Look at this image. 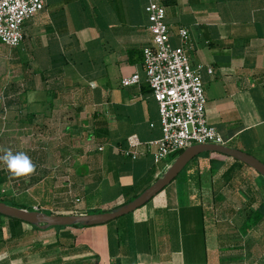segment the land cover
<instances>
[{"label": "crops", "instance_id": "1", "mask_svg": "<svg viewBox=\"0 0 264 264\" xmlns=\"http://www.w3.org/2000/svg\"><path fill=\"white\" fill-rule=\"evenodd\" d=\"M149 1L43 0L23 23L22 42L0 44L14 71L5 70L0 80V134L32 135L28 150L15 140V151L34 164L23 189L39 198L43 184L52 190L61 180L58 192L73 191L62 193L50 214L99 213L124 204L181 152L159 163L150 151L124 154L130 136L141 142L161 137L143 67V49L151 46ZM153 1L164 8L170 46L184 48L201 78L208 125L224 146L264 163V0ZM180 29L187 31L185 42ZM133 73L138 83L123 86ZM205 153L147 204L104 225L35 232L22 222L12 233L0 217V264H264L262 252L257 258L250 252L248 260L225 255L241 252L244 237L255 239L264 227L242 230L264 198V179L230 157ZM54 157L58 168H39ZM6 170L7 181L22 182Z\"/></svg>", "mask_w": 264, "mask_h": 264}, {"label": "built area", "instance_id": "2", "mask_svg": "<svg viewBox=\"0 0 264 264\" xmlns=\"http://www.w3.org/2000/svg\"><path fill=\"white\" fill-rule=\"evenodd\" d=\"M42 8L43 0H0V44L9 48L18 46L23 40V23ZM145 12L151 46L143 49V67L157 104L161 137L141 142L130 136L129 149L124 154L136 158L140 152L150 151L154 162L159 163L192 145H224L223 138L207 123L200 76L191 68L184 48L170 46L164 8L150 0ZM178 34L181 42H185L187 31L180 29ZM138 81V74L133 73L121 83L131 86Z\"/></svg>", "mask_w": 264, "mask_h": 264}, {"label": "water", "instance_id": "3", "mask_svg": "<svg viewBox=\"0 0 264 264\" xmlns=\"http://www.w3.org/2000/svg\"><path fill=\"white\" fill-rule=\"evenodd\" d=\"M205 152L218 153L230 157L244 164L264 179V163L253 155L224 145L196 144L182 150L165 171L142 192L128 202L108 211L90 214H46L37 209H22L0 201V215L18 219L40 230L75 225L79 227L104 225L117 218L133 213L147 204L174 181L194 157Z\"/></svg>", "mask_w": 264, "mask_h": 264}, {"label": "rangeland", "instance_id": "4", "mask_svg": "<svg viewBox=\"0 0 264 264\" xmlns=\"http://www.w3.org/2000/svg\"><path fill=\"white\" fill-rule=\"evenodd\" d=\"M3 49L4 48L2 46L0 48V74L4 73V75L3 76L0 75V80L1 81L6 79V77L8 75V74H5V70H8L12 66V64H11L12 60H8L7 59L8 55L3 52ZM11 70L12 69H9L8 73H10L9 74L10 76H13L14 75V73H13L14 71L10 72ZM0 95H1V93H0ZM2 105L3 104L1 103V108H2ZM4 118L8 120V117H6V115H4ZM2 119H3V117L0 118V120H2ZM9 125L13 126V123H10ZM10 128H12L14 130V126L10 127ZM31 136L32 135H30V134L28 136H20V135H17V133H15L13 131H11L10 133H2V134H0V155L3 154L4 150H12L13 152H16L17 149L15 151V146L17 145V141L15 142V140L20 141L21 145L23 146V150L24 149L28 150L29 145L31 143V139H32ZM39 136H42V134H39ZM2 141H6V144H5V146H3V148H2ZM40 144H43V143H40ZM40 151H43L45 153L44 149L38 150V153ZM173 160H174V158L171 157L169 159V163L171 164L173 162ZM58 167H59V164H58L57 159L55 157H54L53 160H50V162L46 161V163L43 164L42 166L39 165V168H47L48 170L49 169L51 170L52 168H58ZM1 170H6V168L2 164H0V171ZM6 172L9 173L7 170H6ZM28 179H29L28 176H22V182H19V181H15V182L7 181V182H5L0 188V193H2L3 191L7 192V190H9L10 193L8 195H4V197H9L11 199H17L16 200L17 203H21L22 202L23 205H26L28 208H30L31 207L30 205H32L33 203L38 204V206L43 208V211L46 212L47 214L52 213V211L55 209L54 207L57 206V208H59V206L57 204H61L62 200H64V199H62L63 198L62 195L66 192V190H65L64 193L62 191L61 192L57 191V190L61 189V182H62L61 180L54 182L52 190H50V189L48 190L46 188V184H43L42 185L43 191H40V194H39L40 196L38 195L39 198H35L34 195L36 194L37 191L32 192L30 188L29 189H25V190L23 189V186L25 184L29 183ZM66 183L68 184V182H66ZM33 193H34V195H33ZM30 194L33 195V196H30ZM65 194H66V196H71V195H73V191L72 190H68L67 193H65ZM58 196L60 197V200L61 199L62 200L57 203L56 200H58L57 199ZM4 201H5V203H10V204L12 203V202H10L7 199H4ZM31 209H33V207H31ZM62 213L68 214L70 212H68V213L62 212ZM82 228H89V227H82ZM50 229L57 230L58 228L57 227H52ZM34 231L35 232H40L41 230L40 229H36ZM263 231H264V227L262 228V230L261 229H257V234H258L257 237H259V238L261 237L264 240V234H263L264 232ZM257 237L255 239H253L252 236H250V235L245 236L244 239H243L244 244H242L243 250L241 252L235 250V251H230L228 253H225V255H231V256L236 255L237 256V255L241 254V255L247 256V260H248V259L251 258L250 252L252 254H255L256 258H257V252H262V258H263L264 257V241H262L260 243L257 240ZM84 238H86V237H81V239H84ZM220 239H223V238H219V240ZM256 242H258V243H256ZM252 243L253 244L256 243V244L252 245ZM186 255L188 256V253H186ZM196 255H197V258L199 259V261L204 259V253L202 251H196ZM239 263L240 264H246L245 261H242V262H239ZM199 264H204V262L201 261V262H199Z\"/></svg>", "mask_w": 264, "mask_h": 264}, {"label": "trees", "instance_id": "5", "mask_svg": "<svg viewBox=\"0 0 264 264\" xmlns=\"http://www.w3.org/2000/svg\"><path fill=\"white\" fill-rule=\"evenodd\" d=\"M5 47H6V46H5ZM207 154H208V153H204V155H207ZM201 155H202V154H201ZM201 155H198V157L201 156ZM173 157H174V156H173ZM194 160H196V157L193 158V159H192V160H191V161H190V162L184 167V169L179 173L178 176H181V175L184 173V171L186 170V168L188 167V165H190V163H192ZM237 163H239V164L242 165V163H240V162H237ZM7 180H8V176H7L6 174H4V173L1 171V172H0V188H1V186H2L5 182H7ZM139 192H140V191H137L136 193H134L133 197H135L136 195H138ZM9 193H10L9 190H7V192L3 191L2 193H0V201L5 203L4 199H7V200H9L10 202H12L11 204H10V203H6V204H8V205H11V206H14V207H18V208H22V209H28V210H31V207L28 208L26 205H23L22 202H21V203H17V202H16L17 199H11V198H9V197H4V195H8ZM133 197H132V198H133ZM132 198L127 197V198H126V202L129 201V200L132 199ZM40 211H43V209L40 210ZM43 212H44V211H43ZM45 213H46V212H45ZM92 213H96V212H92ZM0 217H4V216L0 215ZM4 218H6V219L9 221V223H10V229H11V232H12V233L15 231V229H14L15 227H14V226H16V225L22 223V221H20V220H18V219L7 218V217H4ZM0 224H1V223H0ZM259 224H264V198L260 201V203L257 205V207L255 208V210H253L252 212H249V213L246 215L245 220H244V223H243V226H242V230H245V231L250 230V229L254 228L255 226H257V225H259ZM32 227H33V226H32ZM74 227H79V226H76V225H75ZM33 228H35V227H33ZM57 228L60 229V228H64V227H57ZM35 229H37V228H35Z\"/></svg>", "mask_w": 264, "mask_h": 264}, {"label": "clouds", "instance_id": "6", "mask_svg": "<svg viewBox=\"0 0 264 264\" xmlns=\"http://www.w3.org/2000/svg\"><path fill=\"white\" fill-rule=\"evenodd\" d=\"M0 164L16 177L27 175L34 169V164L24 151L4 150L0 155Z\"/></svg>", "mask_w": 264, "mask_h": 264}]
</instances>
